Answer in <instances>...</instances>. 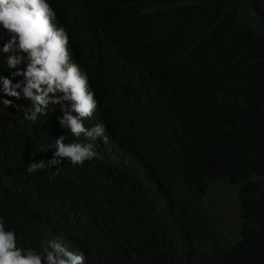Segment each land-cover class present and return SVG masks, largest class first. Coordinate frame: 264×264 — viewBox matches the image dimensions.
<instances>
[{"label":"trees","instance_id":"1","mask_svg":"<svg viewBox=\"0 0 264 264\" xmlns=\"http://www.w3.org/2000/svg\"><path fill=\"white\" fill-rule=\"evenodd\" d=\"M46 2L94 94L83 123L108 140L90 141L99 158L29 173L77 138L60 105L33 122L30 101L4 96L0 219L17 247L55 240L83 264H264V0ZM10 36L0 25L5 77L9 56L29 63L18 42L3 51Z\"/></svg>","mask_w":264,"mask_h":264},{"label":"clouds","instance_id":"2","mask_svg":"<svg viewBox=\"0 0 264 264\" xmlns=\"http://www.w3.org/2000/svg\"><path fill=\"white\" fill-rule=\"evenodd\" d=\"M55 12L46 0H0V25L11 36L3 46L8 52L18 42L20 52L28 54L26 70L17 68L21 57L9 56L6 63L10 69L9 77L0 75V103L6 108L14 107L12 100L24 98L31 102L30 109L25 110V119L35 122L38 114H47L49 105L58 104L64 112L59 123L70 129L77 141L65 143V136L56 139L55 151L50 160L28 163L27 172L34 173L47 167H56L63 159L79 165L85 160L99 158L90 141L98 137L107 142L103 125L88 128L83 121L90 118L97 104L94 94L89 91L88 81L79 67L70 62L67 50L68 36L63 28L53 23ZM23 80H13L16 77ZM62 93L57 96L56 93ZM52 94V95H50ZM63 101H71V108L64 106ZM75 112L76 115H72ZM84 137V141L78 138ZM83 253L74 254L58 241H48L47 246L37 252L32 249L17 247L13 230H6L0 219V264H83Z\"/></svg>","mask_w":264,"mask_h":264},{"label":"bare ground","instance_id":"3","mask_svg":"<svg viewBox=\"0 0 264 264\" xmlns=\"http://www.w3.org/2000/svg\"><path fill=\"white\" fill-rule=\"evenodd\" d=\"M70 32V31H69ZM93 200V199H92ZM161 203V202H160ZM66 211V210H65ZM89 221V220H88ZM54 225V224H53ZM70 230V229H69Z\"/></svg>","mask_w":264,"mask_h":264},{"label":"rangeland","instance_id":"4","mask_svg":"<svg viewBox=\"0 0 264 264\" xmlns=\"http://www.w3.org/2000/svg\"><path fill=\"white\" fill-rule=\"evenodd\" d=\"M227 224V223H226Z\"/></svg>","mask_w":264,"mask_h":264}]
</instances>
